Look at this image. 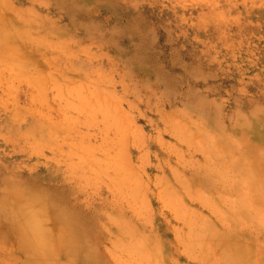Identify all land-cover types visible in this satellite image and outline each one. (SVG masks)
<instances>
[{
    "label": "rangeland",
    "instance_id": "374dc122",
    "mask_svg": "<svg viewBox=\"0 0 264 264\" xmlns=\"http://www.w3.org/2000/svg\"><path fill=\"white\" fill-rule=\"evenodd\" d=\"M0 264H264V0H0Z\"/></svg>",
    "mask_w": 264,
    "mask_h": 264
},
{
    "label": "bare ground",
    "instance_id": "6f19581e",
    "mask_svg": "<svg viewBox=\"0 0 264 264\" xmlns=\"http://www.w3.org/2000/svg\"><path fill=\"white\" fill-rule=\"evenodd\" d=\"M27 214V213H26Z\"/></svg>",
    "mask_w": 264,
    "mask_h": 264
}]
</instances>
